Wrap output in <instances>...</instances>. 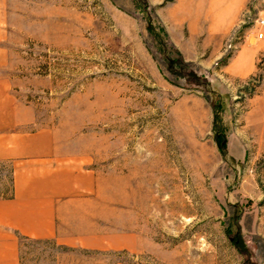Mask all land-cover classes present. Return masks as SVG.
Instances as JSON below:
<instances>
[{
	"label": "rangeland",
	"instance_id": "obj_1",
	"mask_svg": "<svg viewBox=\"0 0 264 264\" xmlns=\"http://www.w3.org/2000/svg\"><path fill=\"white\" fill-rule=\"evenodd\" d=\"M260 14L262 0H0L9 130L67 139L118 244L21 236L23 264H264ZM13 172L0 160V198Z\"/></svg>",
	"mask_w": 264,
	"mask_h": 264
},
{
	"label": "crops",
	"instance_id": "obj_2",
	"mask_svg": "<svg viewBox=\"0 0 264 264\" xmlns=\"http://www.w3.org/2000/svg\"><path fill=\"white\" fill-rule=\"evenodd\" d=\"M236 10L231 5L227 10L231 23L238 17ZM248 53L236 55L233 72L243 76L251 71ZM0 113V160L14 164L13 194L0 198V264H23L21 236L89 249L116 247L98 223L103 205L99 183L94 172L79 169V152L68 149L67 139L55 137L49 128L9 130L16 116L10 110Z\"/></svg>",
	"mask_w": 264,
	"mask_h": 264
},
{
	"label": "built area",
	"instance_id": "obj_3",
	"mask_svg": "<svg viewBox=\"0 0 264 264\" xmlns=\"http://www.w3.org/2000/svg\"><path fill=\"white\" fill-rule=\"evenodd\" d=\"M254 24H256V26L259 27V32H258V38L261 39L264 37V30L262 29V27L264 26V15L258 16L255 21Z\"/></svg>",
	"mask_w": 264,
	"mask_h": 264
}]
</instances>
